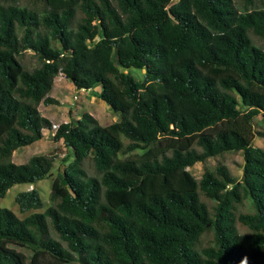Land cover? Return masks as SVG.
<instances>
[{"label":"trees","instance_id":"obj_1","mask_svg":"<svg viewBox=\"0 0 264 264\" xmlns=\"http://www.w3.org/2000/svg\"><path fill=\"white\" fill-rule=\"evenodd\" d=\"M256 1L0 0V198L52 172L55 155L15 163L12 154L52 128L38 104L56 102L48 93L59 73L120 114L107 125L87 111L58 124L53 138L69 155L50 204L23 217L0 206V264H44L46 254L78 264H264V149L250 134L264 113ZM25 49L32 69L18 58ZM136 149L135 159L118 157ZM228 151H241L239 179L224 165L199 178L187 169ZM245 199L249 211L239 209ZM14 201L20 212L43 207L35 187Z\"/></svg>","mask_w":264,"mask_h":264},{"label":"rangeland","instance_id":"obj_2","mask_svg":"<svg viewBox=\"0 0 264 264\" xmlns=\"http://www.w3.org/2000/svg\"><path fill=\"white\" fill-rule=\"evenodd\" d=\"M254 6H264V0L256 1L253 5H249L248 7L251 8ZM96 31L97 28L95 26L91 34L94 40L97 39ZM252 38L254 42L264 50V39L256 36H253ZM18 58L27 69H32L37 65L35 54L30 49L23 50L18 55ZM126 71L137 79H141L144 74L143 69L131 68ZM48 95L54 98L56 102L45 105L41 101L38 105V109L45 117H51L52 123L55 124H60L69 120L75 121L81 116L83 111L92 113L101 125L110 124L120 118V114L118 112H113L107 104L99 101L95 93L91 90L74 87L72 82L66 79L61 73L55 77L54 86L51 91H49ZM250 134L252 136L253 144L264 149L263 112L251 120ZM123 141L124 143L128 142L127 139H124ZM141 152L142 150L136 149L127 153H119L118 157L120 159H135L141 154ZM36 154L55 155L51 174L48 177L38 180L35 184H14L7 190L6 194L0 198V206L11 209L18 217H23L33 211H42L50 204L49 192L53 177L58 171L63 170L65 164L62 158L65 157V155H69V151L63 145L61 140H55L53 138L52 131L46 130L43 133L42 138L16 149L12 154V160L15 163H23L27 161L29 157ZM217 165H224L233 176L238 179L241 178L243 165L241 151L224 152L220 155L209 157L203 162H196L192 166L187 167V169L195 178H199L205 169H212ZM84 166L89 173H93L91 161L87 160L84 163ZM31 187L38 189L39 195L43 201V207L20 212L17 203L14 201V196L18 191L28 190ZM208 204L210 205L212 202H208ZM239 209L242 211H249L251 209L249 199H245L239 206ZM241 229H243V227H241ZM210 236L209 233H205L202 236V244H206ZM42 262L44 264H78L76 261L59 262L47 254L43 256Z\"/></svg>","mask_w":264,"mask_h":264},{"label":"built area","instance_id":"obj_3","mask_svg":"<svg viewBox=\"0 0 264 264\" xmlns=\"http://www.w3.org/2000/svg\"><path fill=\"white\" fill-rule=\"evenodd\" d=\"M57 127H58V124L52 123V128L50 129V131H52V134H54V132H55V130L57 129ZM43 131L45 132L46 129L43 130ZM44 132H43V133H44Z\"/></svg>","mask_w":264,"mask_h":264},{"label":"crops","instance_id":"obj_4","mask_svg":"<svg viewBox=\"0 0 264 264\" xmlns=\"http://www.w3.org/2000/svg\"><path fill=\"white\" fill-rule=\"evenodd\" d=\"M54 81H55V78H54V80H53V84H52V87L54 86ZM52 89V88H51ZM51 91V90H50ZM49 94V93H48ZM51 97V96H50ZM99 101H101V100H99ZM102 102V101H101ZM104 103V102H103ZM39 105V104H38ZM84 112V111H83ZM88 112V111H87ZM42 114V113H41ZM90 114H92V113H90ZM51 122H52V118L51 117H47ZM45 130V129H44ZM44 132V131H43Z\"/></svg>","mask_w":264,"mask_h":264}]
</instances>
